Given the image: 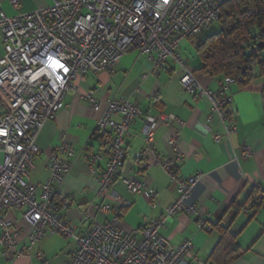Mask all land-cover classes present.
<instances>
[{
  "label": "built area",
  "instance_id": "obj_1",
  "mask_svg": "<svg viewBox=\"0 0 264 264\" xmlns=\"http://www.w3.org/2000/svg\"><path fill=\"white\" fill-rule=\"evenodd\" d=\"M228 1L51 0V5L29 13L8 16L0 12V95L4 100L0 116V248L6 260L29 257L32 246L44 237L61 236L75 246L66 264H208L196 256L192 241L174 246L160 233L164 224L179 214L195 218L199 231H211L190 202L192 188L201 175L180 178L175 171V162L184 159L179 131L168 141L175 158H156L154 162L168 176L175 196L163 217L126 233L121 216L129 204L110 193L113 184L120 182L128 193L142 195L152 209L156 207L155 194L146 190L142 175L121 173L126 160L125 140L133 123L141 120L144 148L135 161L144 164L153 153L157 128L172 124L184 128V123L172 115L148 117L125 98L104 102L93 134L103 152L88 151L86 147L80 152L90 176L98 183L97 197L110 202L94 207L107 217L103 223L95 222L86 212L84 222L88 226L77 232L62 217L72 205V198L57 199L55 188L68 174L69 160L76 157L65 141L53 149L47 163L50 176L41 187L30 184L29 175L40 154L39 133L63 109L64 97L75 89V82L88 73L113 74L120 59L132 51L145 56L151 74L168 67L181 72L179 84L183 91L208 100L229 140L235 127L227 109L232 103L227 90L236 80L226 77L217 91L205 90L179 52L183 41L196 49L198 38L218 22ZM11 5L15 10L20 8L18 0H11ZM85 100L92 110L97 109L93 94H87ZM212 138L215 143L221 142L219 135ZM249 155L245 151L242 156ZM20 209H26L24 217L30 225L27 249L18 245V232L4 215L5 211Z\"/></svg>",
  "mask_w": 264,
  "mask_h": 264
},
{
  "label": "crops",
  "instance_id": "obj_2",
  "mask_svg": "<svg viewBox=\"0 0 264 264\" xmlns=\"http://www.w3.org/2000/svg\"><path fill=\"white\" fill-rule=\"evenodd\" d=\"M18 1L20 8L15 10L11 0H0V12L13 16L51 5V0ZM2 54L0 33V57ZM196 58L199 62V65L197 61L194 62L198 65V83L205 90L217 91L223 78L199 72L201 61L197 54ZM180 77L181 72L170 67L156 75L151 74L145 56L132 51L120 59L113 74L101 73L96 76L88 73L75 82V89L64 97L63 109L53 120L47 121L39 133L37 145L40 154L33 161L29 183L41 187L48 180L49 157L53 149L65 141L71 145L76 157L69 160L71 168L63 183L55 188L57 199L72 198V205L62 213V217L75 226L77 232L88 226L84 222L86 212L92 214L95 222H105L107 217L94 207L110 202L97 197L98 183L90 176L80 152L85 147L88 151L103 152L101 142L94 139L93 134L104 102L109 98L128 99L142 114L148 117L172 115L184 123V128H177L175 124L169 128H157L153 153L143 164L135 161V156L144 148L141 134L143 122L138 119L130 127L125 140L126 160L121 173L124 176L142 175L146 190L155 194L156 207L152 209L142 195L128 193L120 182L114 183L110 193L118 194L129 204L122 211L123 230L132 233L146 222L163 217L166 208L173 203L175 196L169 178L154 162L156 158H175L168 141L179 131L184 159L175 162V171L180 178L201 175L192 188L190 202L195 204L209 226L220 224L237 233L235 242L238 254L230 264H264V202L255 212L250 210V202L238 214L231 209L233 203L243 205L253 190L264 197L263 82L257 79L245 88L235 84L228 87L227 93L232 97V103L227 109L235 127V134L228 140L208 100L198 99L183 91L179 84ZM87 94L95 97L98 103L96 110H92L85 100ZM2 102L4 100L0 95V116ZM212 135H219L221 142L215 143ZM245 151L250 152L248 157L242 156ZM145 163L147 168L143 169ZM25 214L26 209L4 212L18 232V245L27 249L30 244L26 235L30 225ZM196 224L195 218L179 214L169 219L160 233L174 246L192 241L196 256L204 263L213 264L209 258L218 244L219 234L216 231H199ZM74 248L72 241L61 236H46L32 246L29 257L23 256L15 261L6 260L0 248V264H66Z\"/></svg>",
  "mask_w": 264,
  "mask_h": 264
},
{
  "label": "trees",
  "instance_id": "obj_3",
  "mask_svg": "<svg viewBox=\"0 0 264 264\" xmlns=\"http://www.w3.org/2000/svg\"><path fill=\"white\" fill-rule=\"evenodd\" d=\"M218 22L220 31L204 36L205 31L198 38V71L211 77H232L240 88L261 79L264 108V0H229L223 5ZM249 202L250 210L255 212L264 197L253 190L243 205L233 203L231 209L238 214ZM210 227L219 234V241L209 260L213 264H230L238 254L237 233L220 224Z\"/></svg>",
  "mask_w": 264,
  "mask_h": 264
},
{
  "label": "rangeland",
  "instance_id": "obj_4",
  "mask_svg": "<svg viewBox=\"0 0 264 264\" xmlns=\"http://www.w3.org/2000/svg\"><path fill=\"white\" fill-rule=\"evenodd\" d=\"M221 28V23L220 22H216L214 24H212L209 28V30H207L204 34V36L212 34V33H217L218 31H220ZM180 54H182V56H185L184 59L187 61V64L189 66V68L195 72V75L198 74L197 72V67H198V61L196 58V50L195 47H193L191 45V43L189 41H183L180 44V50H179ZM195 61H197V66L195 65Z\"/></svg>",
  "mask_w": 264,
  "mask_h": 264
}]
</instances>
